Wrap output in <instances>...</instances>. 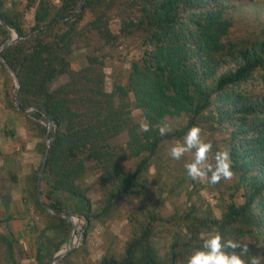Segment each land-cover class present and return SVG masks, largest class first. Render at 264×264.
Returning <instances> with one entry per match:
<instances>
[{"label":"trees","instance_id":"1","mask_svg":"<svg viewBox=\"0 0 264 264\" xmlns=\"http://www.w3.org/2000/svg\"><path fill=\"white\" fill-rule=\"evenodd\" d=\"M241 1L28 0L27 6H36V11L35 25L27 31L22 13L0 0V17L21 37L2 51L20 82V110L34 108L27 115L43 136L49 119L54 122L46 189L41 191L44 204L84 220V237L95 223L112 218L119 202L148 194L144 175L165 142L183 139L191 127L206 122L215 135L222 133L230 149L235 182L220 217L201 214L193 205L165 218L157 202L135 223L124 252H107L100 264H176L201 247L204 233L215 232L241 243L257 237L248 245L249 253H264V28L231 36ZM113 19L121 22L117 34L111 29ZM10 35L0 24V47ZM95 37L99 54L85 55L88 65L74 69L72 55ZM131 37L139 38L141 57L132 62L127 83H116L109 92L103 69L107 54L102 51ZM0 69L10 74L1 60ZM63 76L69 80L54 87ZM134 110L142 112L151 131L139 130ZM181 116L189 118L186 126L159 135L156 126ZM124 132L129 135L126 146L112 144ZM37 149L45 158L47 142ZM128 159L135 160L134 170L127 167ZM92 171L100 174L98 184L106 194L96 207L89 196L92 186L82 183ZM38 177L39 170L31 177L32 195L48 222L36 243L35 259L49 264L47 257L53 259L69 242L72 223L44 208ZM66 197L74 200L71 208ZM167 236L172 241L161 255ZM0 246L7 264L21 263L20 243L10 231L0 232ZM71 255L58 264L68 263Z\"/></svg>","mask_w":264,"mask_h":264},{"label":"rangeland","instance_id":"2","mask_svg":"<svg viewBox=\"0 0 264 264\" xmlns=\"http://www.w3.org/2000/svg\"><path fill=\"white\" fill-rule=\"evenodd\" d=\"M27 4L28 0H6L8 8H14L22 13L21 19L29 31L35 25L36 6L28 7ZM233 17L235 22L231 30L233 38L245 37L251 35L254 30L263 29L264 0H242L238 12ZM110 25L114 33H119L121 25L119 19H113ZM98 41L95 37L89 44L78 46L71 58L74 69L80 70L88 65L85 55L99 54ZM102 52L107 54L103 58V69L106 74V89L111 92L116 83H127L132 62L141 57L140 40L137 37H131L123 44L104 47ZM68 80V76L61 77L54 87L64 84ZM16 91L17 83L14 76L11 73L8 75L0 69V220L2 221L0 232L7 234L10 231L19 241L20 250L23 253L20 264H38L35 259L36 243L46 227L48 217L34 203L32 195L34 183L31 177L38 170L40 173L43 165L44 155L38 151L37 145L46 141L47 132L43 136L40 133V127L27 115L34 108H27L28 111L24 110L23 112L17 107V110H14L8 105L7 99L10 98L16 106ZM8 113L14 115L11 116L10 120ZM133 116L137 122L143 119L140 110H134ZM6 119L8 121L4 125ZM188 119L182 116L175 117L168 124L172 126V132H175L177 129L186 126ZM41 124L46 125L43 121ZM200 125L208 134V138L213 141L214 151L219 148H226L221 140L222 133L219 132L215 135L206 122H201ZM128 140L129 135L124 132L116 137L112 144L126 146ZM178 141H182V139L174 138L165 142L155 159L156 163L144 175L148 194L143 199L119 202L112 218L104 223H95L86 237L83 235L85 221L75 213H71L77 224L79 243L70 252L72 253L69 257L70 263L65 264H100L107 252L116 253L120 256L124 252L127 242L133 238L135 223L143 220V211L148 207H153L157 202L160 206L161 215L165 218L174 215L176 212L182 213L193 205L198 208L201 214L212 213L213 216H221L231 195L229 188L235 182L234 177L231 181H221L216 185L189 179L184 165L192 160L193 154L186 153L180 160H174L169 155V149ZM126 164L129 169L134 170L135 160L128 159ZM99 177L100 174L92 171L82 182L85 186H92L89 196L94 207L106 195L105 191L99 187ZM43 189H46L44 174L41 180V191ZM6 197L9 200L8 206L5 202ZM66 200L67 207L71 208L73 198L66 197ZM47 235L53 236L54 234L48 232ZM205 235L204 233L201 237ZM171 238L172 236L165 237L163 244L160 245L161 255L169 250ZM257 240V237L245 239L246 243H249L248 245L255 244ZM69 242L63 246L61 251L68 247ZM190 255L185 254L180 257L176 264H186ZM261 256H264V253ZM47 262L52 264L53 259L48 256ZM0 264H7L4 260V248L1 246Z\"/></svg>","mask_w":264,"mask_h":264},{"label":"clouds","instance_id":"3","mask_svg":"<svg viewBox=\"0 0 264 264\" xmlns=\"http://www.w3.org/2000/svg\"><path fill=\"white\" fill-rule=\"evenodd\" d=\"M156 128L162 137L173 131L171 125L163 122ZM139 130L147 133L152 130V125L144 118L139 122ZM186 153L193 154L192 160L184 165L189 179L210 185L233 179L235 173L230 149L214 151L213 141L198 125L191 127L182 141L169 149V155L174 160H180ZM248 244L225 240L219 232L208 233L202 237L201 247L187 258L186 264H264V256L250 254ZM246 256L249 258L245 259Z\"/></svg>","mask_w":264,"mask_h":264},{"label":"water","instance_id":"4","mask_svg":"<svg viewBox=\"0 0 264 264\" xmlns=\"http://www.w3.org/2000/svg\"><path fill=\"white\" fill-rule=\"evenodd\" d=\"M0 24L5 29L9 30V32L11 34L9 40H7L0 47V60L5 65V67L9 70V72L14 76V78L16 80L17 90H18L16 107H17L18 110H20L21 109V107H20V100H19L20 82H19V79H18V76H17L16 72L9 66V64L6 62L5 58L2 56V51L5 48H7V47L11 46L12 44L16 43L17 41H19L21 39V37L14 30H12L11 28H9L1 17H0ZM24 110L25 111H28V109H24ZM53 126H54V122L51 119H49V121H48V127H47V135H46L47 151H46V155H45V158H44L43 165H42L41 170H40V173H39L37 185H38V195H39L40 201L43 204L44 208L49 213H51L53 215H59L61 217H64V218L69 219V221L72 223V234H71V238H70V242H69L68 247L65 250L59 252L53 258L52 264H58L66 255H68L72 250H74L76 248V246L79 243V238L77 237V224L74 221L75 220L74 219V216L71 213L55 212L53 209H51L46 204H44L43 197H42V193H41V180H42V176L44 174L45 167L47 165V159H48V155H49V149H50V146H51L50 132H51Z\"/></svg>","mask_w":264,"mask_h":264},{"label":"crops","instance_id":"5","mask_svg":"<svg viewBox=\"0 0 264 264\" xmlns=\"http://www.w3.org/2000/svg\"><path fill=\"white\" fill-rule=\"evenodd\" d=\"M8 115H9V116H8V119H9V120H10L11 116H14V115H12L11 113H8ZM8 119H6V120L4 121V123H3L4 125H6V122L8 121ZM12 121H13V119H12Z\"/></svg>","mask_w":264,"mask_h":264}]
</instances>
